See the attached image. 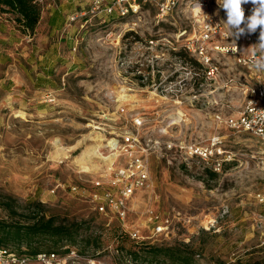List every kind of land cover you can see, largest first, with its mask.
I'll return each instance as SVG.
<instances>
[{"label": "rangeland", "instance_id": "374dc122", "mask_svg": "<svg viewBox=\"0 0 264 264\" xmlns=\"http://www.w3.org/2000/svg\"><path fill=\"white\" fill-rule=\"evenodd\" d=\"M68 1L37 2L32 34L0 12V219L23 222L25 205L43 204L45 215L76 229L61 241L79 254L66 264H115L126 251L175 244L198 252L197 264L263 260L264 203L254 195L264 190V146L215 118L238 113L253 72L220 52L213 54L219 71L211 78L190 64L183 44L199 22L184 2L156 22L154 4L143 7L140 19L70 20L89 0ZM216 14L226 21L225 13ZM233 38L247 53L251 45L242 35ZM134 115L142 118L138 129ZM137 130L154 182L152 194L138 192L131 202L140 240L91 208L87 196L100 161L92 155L89 169L76 161L88 147ZM215 135L227 160L213 177L204 170L212 161L189 157L184 146L209 144ZM60 147L66 157L54 155ZM148 208L169 218L166 234L151 235L144 226ZM60 246L49 239L40 251L58 248L63 255Z\"/></svg>", "mask_w": 264, "mask_h": 264}, {"label": "built area", "instance_id": "2783aa9c", "mask_svg": "<svg viewBox=\"0 0 264 264\" xmlns=\"http://www.w3.org/2000/svg\"><path fill=\"white\" fill-rule=\"evenodd\" d=\"M39 2L41 0H33ZM190 7L199 22V31L185 38L183 49L193 56L200 64L206 77L211 78L218 73L217 64L213 63L214 53L232 55L241 66L253 72L254 83L246 87V98L242 108L234 116L216 115V119L227 128L234 131L247 132L264 146V67L258 62H264V50L254 47V42L260 29L254 33L242 35L243 41L250 44L247 53L240 51L238 42L224 23L225 20L216 14L217 10L225 13L219 5V0H89L85 8L69 16L70 20L89 16H114L124 18L136 16L140 19L142 9L147 4H154L157 8L154 15L156 22L162 21L179 3ZM197 5L199 8L197 9ZM245 17L251 15L253 5H242ZM83 27V24L80 25ZM151 42V41H150ZM122 110V109H121ZM124 110V109H123ZM136 128L142 125V118L133 117ZM138 129V128H137ZM222 137L215 135L209 144L184 146V152L189 157H198L204 161L211 160L210 169L219 171L222 162L227 160L223 155ZM171 147V146H169ZM175 147V146H174ZM181 148V147H180ZM99 155L100 167L93 180L92 189L87 196L91 208L106 217L108 221L116 220L119 232L126 233L130 238L140 240V228L130 223L129 214L132 211V199L138 192H154V182L148 165V148L141 144L138 130L124 132L111 137L106 144L96 148ZM62 187L58 183L55 188ZM73 192H78L77 186H71ZM256 200L264 203V190L258 191ZM144 226L151 235L161 236L169 228V218L161 217L151 208L145 211ZM108 224V223H107ZM64 254L57 251H40L35 254H23L0 247V264H66L70 258L72 262L79 258L75 248L63 246ZM74 264V263H72Z\"/></svg>", "mask_w": 264, "mask_h": 264}, {"label": "trees", "instance_id": "16d2710c", "mask_svg": "<svg viewBox=\"0 0 264 264\" xmlns=\"http://www.w3.org/2000/svg\"><path fill=\"white\" fill-rule=\"evenodd\" d=\"M0 12L12 14L22 33L32 34L40 19V8L33 0H0ZM190 64L201 68V64L193 57L190 58ZM204 170L213 177L216 175L207 167ZM5 203L10 208V203ZM42 206L41 203L25 205L19 214L23 222L0 219V247L10 249L8 246H12V251L35 254L40 252L41 246L49 239L55 243L60 242V248L68 246L61 241L71 240L76 229L71 225L57 223L54 215H45ZM198 254L186 244L149 246L141 251H126L118 255L115 264H197L195 256ZM253 264H264V259Z\"/></svg>", "mask_w": 264, "mask_h": 264}, {"label": "clouds", "instance_id": "9594fccd", "mask_svg": "<svg viewBox=\"0 0 264 264\" xmlns=\"http://www.w3.org/2000/svg\"><path fill=\"white\" fill-rule=\"evenodd\" d=\"M253 5L251 15L245 17L242 7L244 4ZM219 5L225 11L226 21L224 22L230 30L232 36L239 38L245 33H254L259 28L258 49L264 50V0H219ZM199 5H197V9ZM260 67H264V62H258Z\"/></svg>", "mask_w": 264, "mask_h": 264}, {"label": "bare ground", "instance_id": "6f19581e", "mask_svg": "<svg viewBox=\"0 0 264 264\" xmlns=\"http://www.w3.org/2000/svg\"><path fill=\"white\" fill-rule=\"evenodd\" d=\"M54 155L55 156L63 155L64 157L67 156L66 152L63 149H61V147L55 151ZM92 155H99V153L95 147L90 146L83 151L82 155L79 158H76V161L79 165H81V167L89 169L91 167L90 165H91V161H92L91 160Z\"/></svg>", "mask_w": 264, "mask_h": 264}, {"label": "crops", "instance_id": "0c3cea01", "mask_svg": "<svg viewBox=\"0 0 264 264\" xmlns=\"http://www.w3.org/2000/svg\"><path fill=\"white\" fill-rule=\"evenodd\" d=\"M68 1V0H67ZM69 3H74V2H76V0H70V1H68ZM89 2V1H88ZM50 15H52L51 13H50ZM49 22V24L50 25H55V26H57L59 23H61L62 22V20H49L48 21Z\"/></svg>", "mask_w": 264, "mask_h": 264}]
</instances>
